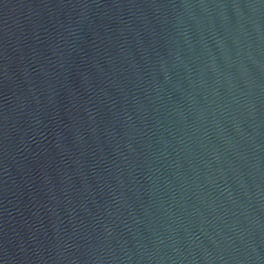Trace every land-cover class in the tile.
Returning <instances> with one entry per match:
<instances>
[{
    "label": "water",
    "instance_id": "95a60500",
    "mask_svg": "<svg viewBox=\"0 0 264 264\" xmlns=\"http://www.w3.org/2000/svg\"><path fill=\"white\" fill-rule=\"evenodd\" d=\"M0 264H264V0H0Z\"/></svg>",
    "mask_w": 264,
    "mask_h": 264
}]
</instances>
